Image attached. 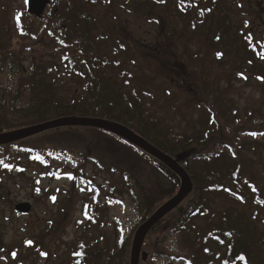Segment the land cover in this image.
<instances>
[{
  "label": "rangeland",
  "instance_id": "374dc122",
  "mask_svg": "<svg viewBox=\"0 0 264 264\" xmlns=\"http://www.w3.org/2000/svg\"><path fill=\"white\" fill-rule=\"evenodd\" d=\"M27 1L0 0V44L8 50L24 44L26 49L21 68L0 69V92L8 96L15 92L18 77L27 75L32 64L36 69L42 65L48 67L52 77L57 75L53 65L61 64L59 57L46 46L49 37L44 32L45 24L41 19L28 15ZM208 5L209 2L205 1L198 9ZM49 7L43 18L48 16ZM94 10L99 16H95L99 22L96 34L111 37L100 45L101 52L109 58L113 54L121 64L124 77L138 82L150 94L148 103L151 111L174 126V135L185 132L188 126L201 127L199 121L205 112L204 101L209 105L216 104L217 119L228 132L236 122L243 123L246 119L242 125L254 127L264 124V79H258L264 78V57L238 48L243 47L242 33L249 34L255 45L264 42V0H223L214 8L211 20L196 22L194 28L189 27L186 20L174 19L170 28L175 30V34H167L175 39L172 46L175 47L178 64L171 67L170 82L156 75L154 65L142 58L144 45L151 46L163 40L158 37V27L147 13L129 12L116 2L108 5L104 0ZM220 15L225 17L226 25L233 27L227 35L222 28L219 30ZM31 22L33 35L18 33L17 24L21 23L26 28ZM114 25L115 30L111 31ZM217 33H220L221 40L212 46ZM181 34L184 38L177 41L176 37ZM230 39L235 42L230 43ZM184 45L186 51L182 47ZM61 62L63 64L64 61ZM58 69L63 70L61 65ZM188 69L190 79L182 82L180 78ZM57 79L60 94L74 87L60 76ZM196 84L199 85L195 97L198 104L189 102L193 95L191 89ZM232 111H235L237 121H230L233 119ZM240 138L234 159L224 152V160L215 162L216 169L223 175L225 192L209 196L207 216L194 220L184 233L177 235L170 232L174 223L170 216L147 235L140 251L146 253L147 258L145 261L140 258L138 264H206L207 256L214 258L211 255L218 248L223 252L226 243L222 238L218 244H208L207 248L212 250L209 255L200 251L201 243L196 236L199 233L204 236L205 226L209 225L208 215L213 216L211 224L215 227L223 223L222 218L235 216L243 221L245 227L253 224V232L264 234V134L256 138L241 135ZM22 147L60 152L56 155L45 153L46 160L42 164L30 161L29 154ZM5 156L13 161L15 168H4L0 163V264H74L71 252L78 247L85 252L92 251L91 254L96 248L110 250L132 234L127 258V264H131L130 251L138 219L125 183L133 188L137 181L143 189L151 190L153 200L158 202L156 206L170 200L167 201L166 191L160 186L161 179L165 177L107 132L94 129L51 130L0 146V161ZM236 163L239 172L234 179L231 170ZM113 169L117 171L112 172ZM123 173L129 175L128 181L123 179ZM109 194L111 197L107 196ZM86 201H91L97 208L96 220L91 224L86 222L83 214V202ZM24 203L30 205V211L26 215L17 214L14 207ZM189 240L196 249L199 248L197 255L192 253ZM256 245L259 246V242ZM259 254L264 258L263 246ZM174 256H188L192 260L185 262Z\"/></svg>",
  "mask_w": 264,
  "mask_h": 264
},
{
  "label": "trees",
  "instance_id": "16d2710c",
  "mask_svg": "<svg viewBox=\"0 0 264 264\" xmlns=\"http://www.w3.org/2000/svg\"><path fill=\"white\" fill-rule=\"evenodd\" d=\"M101 1L51 0L50 12L46 18L42 17L41 21L45 24L44 32L49 37L46 46L60 59L61 64L53 65L57 75L52 77L48 72V67L44 65H40L41 67L36 69L35 65L32 64L27 75L22 74L18 77L16 89L12 95L8 96L5 92H0V98L3 102V105L0 106V133L16 131L64 118L99 119L128 128L154 148L174 159L188 175L192 184L191 193L174 211L156 225L160 227L171 216L174 218V223L170 232L174 235L180 232L184 233L194 220L207 216L209 196H218L221 192H225L222 186L223 175L216 169L215 162L220 159L224 160V152H228L234 159L236 145L241 140L240 136L246 135L252 138L262 136L264 124L251 126V128L247 124L242 125L247 122L246 119L243 123L236 122V125L230 127L228 132L227 129L224 130L217 119L216 104L209 105L204 101L202 103L205 105V112L202 111L199 121L201 127L188 126L185 132L175 134V136L174 126L169 125L165 118L159 117L151 111L148 103L150 94L143 90L138 82H131L129 78L124 77L121 64L113 58V54L109 58L101 52L100 45L111 39L106 34H96L99 23L97 17L99 16L96 15L94 8ZM104 1L108 5L116 2L122 9L129 12L147 13V16L156 24L159 32L158 37L163 40L157 41L151 46L144 45L145 50L143 49L142 58L154 65L156 75L164 77L168 81L170 80L171 67L178 64L175 58L178 56L175 54V47L172 46L175 39L172 40L171 36L175 34V30H171V23L174 19L180 18L179 21L186 20L187 25L194 28L196 22L203 23L206 20H211L214 8L223 2V0ZM203 1L209 2V5L198 9L204 3ZM224 19L223 15L219 16L218 27L219 30L222 28V31L226 32L227 35L233 27L226 25ZM32 22L26 28L21 23L17 24L18 33L26 36L33 35ZM115 27V25L112 26L111 31L115 30ZM167 32H171V36H168ZM240 37L243 47L238 48L254 56L257 53L258 57H264V42L255 45L247 33H242ZM182 38H184L183 34L176 37L177 41ZM219 40H221V36L220 33H217L213 38L212 46ZM233 41L229 40L230 43ZM120 47L123 49V46ZM182 47L186 51V46ZM137 48L142 49V47ZM24 50H26L24 44L12 50H8L3 44H0V69L3 71L7 67L9 69L12 67L21 68ZM61 61L65 63L62 64ZM59 65L63 70L58 69ZM61 72L62 74L59 75ZM59 76L67 84L70 82L74 85L65 94L58 92L57 78ZM189 77L190 71L188 69L184 77L180 79L182 82H186V78L190 79ZM196 79L200 85V78ZM187 84L189 86V82ZM199 85L196 84V87L191 89L193 95L189 98V102L198 104L195 97ZM18 105L19 107H16ZM232 113L233 119L230 121H237L235 111ZM64 129H67L68 132L87 130L86 128ZM252 133H256V135H252ZM114 137L142 157L148 166L156 169L165 177L161 179L162 184L160 186L163 191H166L167 201L172 199L176 193V188L179 187V179L155 158L124 140ZM21 149L29 154L28 159L30 161L42 164L45 163L44 159L46 160L45 153L56 155L60 152L54 149L38 151L28 147ZM84 156L87 157L88 155L84 154ZM37 157L39 158L37 159ZM87 158L89 159V157ZM12 162L8 156H5L4 168H15ZM16 170L21 173L20 169ZM115 170L113 169L112 172ZM231 172V177L237 179L239 172L237 163L233 165ZM122 176L124 180L128 181V174L123 173ZM125 184L132 196L139 227L163 203L156 206L158 202L153 200L152 191L147 189L146 191L137 181L133 188L128 182ZM113 191H116V188H113ZM107 196L111 197L110 194ZM0 198H2L1 195ZM111 199L115 200V197ZM255 200L258 201L256 197ZM96 209L91 201L83 202V214L88 224L95 222ZM207 220L209 225L205 226L204 236L201 233L196 236L201 243L200 251H205V254L209 255L212 250L207 248L208 244H218L222 238L226 239V243H224L223 252L218 248L217 252L211 255L214 258L210 259V255L207 256L208 262L206 264H264V258H261L259 254L261 246L264 247V234L253 232V224L245 227L243 221L235 216L222 218L223 223L219 227L211 224L213 216L208 215ZM134 231L135 229L132 233ZM131 237L132 234L119 246L110 250L96 248L93 254H91L92 251L85 252L78 247L75 252H71V261L73 260L74 264H127ZM184 241H186L185 237ZM258 242L259 246L256 245ZM189 243L192 253L197 255L199 248L196 249L190 240ZM143 244L145 245V240ZM102 253L104 254L103 257H101ZM175 259H181L185 262L192 260L188 256L175 257Z\"/></svg>",
  "mask_w": 264,
  "mask_h": 264
},
{
  "label": "water",
  "instance_id": "95a60500",
  "mask_svg": "<svg viewBox=\"0 0 264 264\" xmlns=\"http://www.w3.org/2000/svg\"><path fill=\"white\" fill-rule=\"evenodd\" d=\"M50 4L51 0H28L26 2L27 13L33 18L39 20L42 18L45 10L50 6ZM62 128H86L107 132L131 144L145 154L155 158L179 179L181 185L176 195L158 208L156 212L146 222H144L134 234L130 251L131 264H138L140 258L142 261H145L147 255L143 252L140 253V251L147 234L168 214L174 211L192 191V184L185 170L174 159L154 148L128 128L99 119L64 118L13 132L2 133L0 134V146L14 144L38 134ZM14 209L16 212L26 215L30 211V205L26 203L18 204L14 207Z\"/></svg>",
  "mask_w": 264,
  "mask_h": 264
},
{
  "label": "snow or ice",
  "instance_id": "6c2138e0",
  "mask_svg": "<svg viewBox=\"0 0 264 264\" xmlns=\"http://www.w3.org/2000/svg\"><path fill=\"white\" fill-rule=\"evenodd\" d=\"M258 79H264V78H260V77H258ZM252 135H256V133H252ZM39 157H37V159H38ZM0 163H3V161H0ZM5 166H7V165H5ZM69 178H71V177H69ZM53 199H55V198H53ZM29 243H31V242H29ZM42 255H46L45 253H41ZM241 259H243V257H241Z\"/></svg>",
  "mask_w": 264,
  "mask_h": 264
},
{
  "label": "flooded vegetation",
  "instance_id": "af4514ba",
  "mask_svg": "<svg viewBox=\"0 0 264 264\" xmlns=\"http://www.w3.org/2000/svg\"><path fill=\"white\" fill-rule=\"evenodd\" d=\"M18 214V213H17ZM19 215H21V214H19Z\"/></svg>",
  "mask_w": 264,
  "mask_h": 264
}]
</instances>
